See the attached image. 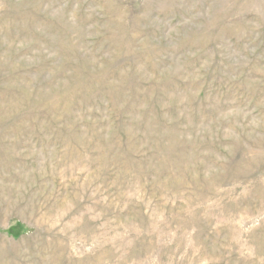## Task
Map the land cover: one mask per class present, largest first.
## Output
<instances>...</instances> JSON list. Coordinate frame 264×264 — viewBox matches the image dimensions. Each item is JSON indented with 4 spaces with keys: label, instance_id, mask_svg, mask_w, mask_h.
<instances>
[{
    "label": "rangeland",
    "instance_id": "obj_1",
    "mask_svg": "<svg viewBox=\"0 0 264 264\" xmlns=\"http://www.w3.org/2000/svg\"><path fill=\"white\" fill-rule=\"evenodd\" d=\"M0 264H264V0H0Z\"/></svg>",
    "mask_w": 264,
    "mask_h": 264
}]
</instances>
